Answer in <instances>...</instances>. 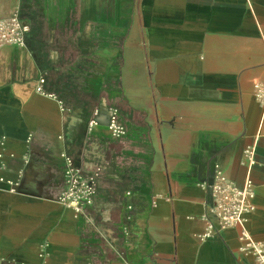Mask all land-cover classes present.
<instances>
[{
	"label": "crops",
	"instance_id": "1",
	"mask_svg": "<svg viewBox=\"0 0 264 264\" xmlns=\"http://www.w3.org/2000/svg\"><path fill=\"white\" fill-rule=\"evenodd\" d=\"M16 12L30 30L0 50V264H38L45 244L44 264H257L237 228L204 238L203 184L216 164L239 188L250 175L264 242V0H0V20ZM63 153L103 168L83 214L57 201Z\"/></svg>",
	"mask_w": 264,
	"mask_h": 264
},
{
	"label": "built area",
	"instance_id": "2",
	"mask_svg": "<svg viewBox=\"0 0 264 264\" xmlns=\"http://www.w3.org/2000/svg\"><path fill=\"white\" fill-rule=\"evenodd\" d=\"M29 30V26L23 22L18 12L9 18L1 19L0 50L6 46L25 47L26 35ZM45 84L46 78L43 76L39 80L37 92L41 95L58 99L62 112H69L62 100L56 95L48 94L45 91ZM257 88L259 89L258 96L264 98V85L261 87L258 85ZM95 115H98V111H95ZM96 125H98V122L93 120L90 123V128ZM108 129L112 138L116 140H120L128 134L126 125L121 121V112L118 108L113 107L110 109ZM0 144L4 146L5 139H1ZM245 154L248 161V171H251L253 164H255L254 147ZM3 156L4 154L1 152L0 158H3ZM61 157L65 164V186L57 201L61 205L73 209L77 214H83L88 207L94 204L103 168L102 166H95L91 172L85 173L75 166L72 158L66 153H63ZM0 182H5V180L1 178ZM7 183L12 187V192H15L19 186V182L7 181ZM203 187L210 191L212 202L210 212L217 222V228L214 224H209L204 238L213 237L222 230L237 228L240 230L241 251L250 252L256 258L257 264H264V242L255 241L247 228L248 216L256 210L254 203L255 192L250 175L247 176L244 186L239 188L229 179L222 167L216 164L212 182L203 184ZM47 247L48 244L43 246L40 254L41 262L38 264L45 263Z\"/></svg>",
	"mask_w": 264,
	"mask_h": 264
}]
</instances>
